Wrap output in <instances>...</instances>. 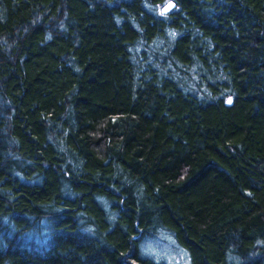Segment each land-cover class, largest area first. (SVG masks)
Masks as SVG:
<instances>
[{"label":"trees","instance_id":"16d2710c","mask_svg":"<svg viewBox=\"0 0 264 264\" xmlns=\"http://www.w3.org/2000/svg\"><path fill=\"white\" fill-rule=\"evenodd\" d=\"M162 232L264 264V0H0V264H168Z\"/></svg>","mask_w":264,"mask_h":264},{"label":"rangeland","instance_id":"374dc122","mask_svg":"<svg viewBox=\"0 0 264 264\" xmlns=\"http://www.w3.org/2000/svg\"><path fill=\"white\" fill-rule=\"evenodd\" d=\"M144 250L149 256L168 264H191L188 253L180 248L169 234L164 232L147 240Z\"/></svg>","mask_w":264,"mask_h":264},{"label":"water","instance_id":"95a60500","mask_svg":"<svg viewBox=\"0 0 264 264\" xmlns=\"http://www.w3.org/2000/svg\"><path fill=\"white\" fill-rule=\"evenodd\" d=\"M169 3L173 4L174 6H173L172 8H170L167 12H164L163 10L168 6ZM175 8H176V3H175L174 1H169V2L165 3V4L161 7L160 12H161L162 15H167V14H169L171 11H173Z\"/></svg>","mask_w":264,"mask_h":264},{"label":"snow or ice","instance_id":"6c2138e0","mask_svg":"<svg viewBox=\"0 0 264 264\" xmlns=\"http://www.w3.org/2000/svg\"><path fill=\"white\" fill-rule=\"evenodd\" d=\"M174 5L169 3L168 6L163 10L164 12H167L170 8H172ZM231 103V101H229Z\"/></svg>","mask_w":264,"mask_h":264}]
</instances>
